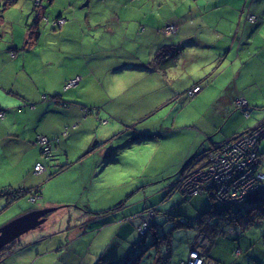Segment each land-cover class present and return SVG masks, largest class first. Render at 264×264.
Masks as SVG:
<instances>
[{
    "label": "rangeland",
    "instance_id": "obj_1",
    "mask_svg": "<svg viewBox=\"0 0 264 264\" xmlns=\"http://www.w3.org/2000/svg\"><path fill=\"white\" fill-rule=\"evenodd\" d=\"M44 1L47 3L46 0ZM171 1L169 5L166 2V5L161 10H158V7L153 9L150 3H147L141 9L140 15L142 20L147 22L149 14H166V17L170 18L171 14L168 12L180 13L181 9L180 5L177 4L179 3L178 0ZM184 1L200 3L208 0ZM221 1L224 5L220 6L217 4L219 5L218 7L207 9V12L204 14L195 13L194 19L182 26V31H184L191 25L196 35L188 36L180 42L176 40L172 42L177 49L181 45L183 48L178 52L180 61L177 72L170 71L165 73L163 83L154 73L151 74L138 70L136 71L137 73L127 72V76H119L122 78L127 77V79L124 78L125 81L121 78L120 81L117 80L113 85L106 83L105 89L102 88L99 92L96 89L93 96L88 94L87 90L82 94L79 93L77 98L74 97V91L70 90L64 93L62 97L66 103L77 100L83 107L89 108L86 111V108L84 109L78 105V108L84 111L83 113L78 108H75L78 110V114H75L74 118H68L67 116L70 114H63L59 118V121H74L73 128H75V132H78L71 140L73 142L70 147L73 149L71 151V157L74 159L79 154H83L86 150L85 148L90 145L93 147V145L99 143V146L97 145L91 152L85 155L83 154L78 159V162L75 163L76 165H73V168L64 169L59 174V177L56 178L55 176L48 180L47 175L45 177L43 175L39 178L38 182L39 184L42 180L47 182L44 183L45 185L42 184V188L44 185L42 190V193L44 192V200L51 202L75 200L78 203L80 202V204L88 201L90 205L89 209L93 210L99 208L108 209L114 204L119 203L121 199H125L126 204L139 200L130 205L131 212H140L147 203L153 202L160 204L157 207L160 211L165 209V207L175 205L172 206L170 212H156L155 218L148 217V214L146 216V218H150V228L152 229L150 233H154V241L157 247L161 249L169 247L167 253H162L159 250V256L164 257L163 259L168 258L171 264H180L186 257V261H188L189 255L192 253V250L190 252L187 250L192 235L191 230L194 228L199 229L202 223L209 217L212 222L207 225L206 229L208 228L209 232H211L209 236L210 243L208 244L206 237L200 232H196L195 241L198 245L202 241L203 244L200 246H203V249L207 251V255L213 264H264V197L260 196L264 190L260 191L257 182L251 180L245 181L241 177H231L229 174L220 172L219 169H206V165L198 168V166L205 164V160L197 163L204 156L198 155L195 159L189 160L192 152H196V148L204 143L201 132H203V129H206V125L203 119L212 112L214 102L221 93V89L228 77L233 76L231 71L239 68L241 62H244V64L240 71H244V68L247 71L256 68L255 53H259V51H256V47L254 46L247 53L245 47L243 48L244 42L241 41L237 43V47L241 49L239 54L243 60L235 61L233 67L228 66L225 70L229 58H226L223 55L224 53H221L223 50L221 46H225L228 40L233 37L235 32L233 18L238 20L239 14L244 9L242 6L245 0H239V2L234 0ZM65 3L66 0H63L61 5ZM33 5L34 0H18L16 4L3 13L4 21L8 24L7 27L9 28V22L13 21L15 26L19 25L21 27L20 33L22 36L20 39L14 36L17 58L13 59L11 57V51L8 48L11 45L12 33L7 28L5 29L6 32L0 37V68L6 62L17 61L16 63L12 62L14 63L12 66L18 69V79L25 78L34 87L35 85L51 86L53 82L47 74L52 76L56 73V91H59L62 87V75L66 73L67 69L66 66L60 63L61 59H59V56H66V61L72 60L71 62L74 64L78 61V58L76 59L78 57L77 54H73L74 58L70 55V51L78 49L75 43V35L72 33L65 34L66 36L72 37L69 39L56 37V35H53L51 38L47 36L45 37L46 40L51 42H47L45 50L42 49L44 48L43 41L40 39L36 46V51L37 53H45H41V55L32 54L31 52L35 47L31 48L30 50H26L30 55L29 58L22 61L20 54L25 46L23 42L26 40L23 31L25 32L28 26L25 20ZM108 5L111 7L107 1L105 6ZM90 6L93 12H95L102 8L103 3L101 0H92ZM109 7L105 8V16H108L110 13ZM55 10V7H48V11ZM143 13H146V15H143ZM189 13L190 15L193 14L192 11ZM72 16L73 14H70L69 19L75 18ZM219 17L222 19L216 21ZM103 18L104 16L102 14ZM99 19H101V14H99ZM31 20V18H28V23ZM172 20H175V18ZM244 20V18L241 19V21ZM165 24L168 23L159 24L158 30L161 29V31H159L160 35L158 38L162 37L161 35L164 32L163 28ZM172 24L177 25L176 22ZM141 25L145 26V23H141ZM253 25L250 21L247 22L246 26L241 30L244 35L243 38H245L247 29L250 27L248 31L250 32ZM40 27L42 28L43 25L40 24ZM125 28L126 26H120L118 33H121ZM168 30L165 31L168 32ZM200 38L204 41H201L199 45ZM222 38V45H216L214 50H212L210 45L213 40ZM16 43H19L20 46H16ZM30 45H27V47ZM207 45L209 47H206ZM59 48L67 51V54L60 53L57 50ZM220 54L222 55L220 56ZM145 55L146 52L142 51L141 60H145ZM226 55L229 54L226 53ZM223 57L227 60L224 61ZM222 61L224 62L222 63ZM255 70L260 71L258 67ZM44 71L47 73L44 74ZM205 77H208V79ZM200 78L205 79L207 82L209 81V85L201 91L191 94V90L196 85L200 89L205 86V83L202 85L199 82ZM250 81L253 83V80ZM20 85L18 84V86ZM239 85L242 86L241 82H239ZM22 90V85L16 89V91L20 92ZM26 92L31 94L29 89ZM9 95L11 94L5 93L0 88V101L9 97ZM240 95L241 97L236 101L242 100L241 98L247 99L243 94ZM90 109H93L94 112H89ZM257 113L252 110L250 111L249 117L247 114H241L246 120L244 129L254 127L257 121L264 116L263 114L258 118L256 116ZM216 119L218 120V116ZM23 120L24 118L21 117L20 121ZM27 121L29 126L33 124L31 118H27ZM260 121L257 129H254L252 132H260L258 129H262L260 125L264 123V119ZM227 124L230 125V122H227ZM20 125L22 126L23 123ZM122 125H124V132L118 133L117 131ZM222 131H227V129L223 128ZM1 133L0 190H3L5 194L0 196V225L15 217L14 215L20 211L41 205L40 199L37 202H33L36 197L33 196L32 192L27 195L21 192L18 194L15 193L16 187H24L19 184V181L26 175L27 168L34 161L35 153L40 156L39 148L28 147L26 149L23 141L15 139L14 137L6 139V135H2ZM21 133L25 137L28 132ZM154 133L162 134V136L146 138L147 135ZM103 146L107 148V151H110L111 157L105 158L104 153L101 154L98 152ZM81 147H84L83 150L78 151ZM5 149L9 153L5 154ZM259 151L260 153L264 151V141H261ZM250 152H254V150L252 149ZM203 155L207 156V153ZM62 158L65 161L63 154ZM255 158L256 156L253 157V160ZM44 161L48 165L51 164L50 159ZM261 161H263V164H260V169L264 172V153L261 155ZM98 162H101L102 165H96ZM187 162H189V165L185 167ZM38 164L41 165L42 163L36 162L34 168ZM180 169H183V174L178 172ZM34 170L35 172H40L45 170V167H37ZM179 177H181V180L179 179L182 181L181 184L179 180H175ZM222 178L224 180L227 179L230 185H219L217 187V180H222ZM172 181H176L174 187L180 191L174 190V192H177V195L171 199H169V196L163 202L159 203L168 194L167 191H164L161 196L157 195L155 198L154 195H150L149 197L152 199L145 202L143 199L145 195L155 193L156 187L160 189L164 186L163 190H166L170 187L168 185ZM140 184H143V186H139ZM182 184L186 189L185 191L181 188ZM31 185L34 184L28 186ZM254 187H256L255 191L258 190L254 197L245 201L243 197L238 201H233L237 202L238 205L237 203H233L234 206L231 208L223 207L218 203L215 206L210 199V197H214L215 200H220L223 196L221 194L223 193L222 190H225L223 197H239L241 195L239 191L245 192L246 189L249 190ZM145 191L147 192L145 193ZM202 191L203 193L200 194ZM102 194H106L108 198L104 199V197L99 200ZM6 200H9L7 206ZM229 201L232 203L231 199ZM140 202L142 204L139 207ZM74 203H65L64 205L66 207L62 208H58L56 205L51 206L55 207V209L48 211L44 216V220L34 229H31L28 234L21 236L19 238L21 241L18 243L16 241L14 243L11 242L6 245L5 254L2 258L4 260H1L0 264L10 257L14 250L18 249L19 246L21 247L22 244L20 242L24 240L25 242H30L33 239H40L44 235L43 232L53 235L55 234V230L69 227V234L73 233L72 237L74 238L79 230L78 227L82 225L81 216L82 214L86 216L84 212L87 210L80 205H74ZM143 211H148V208ZM87 216L88 218L90 216L94 217L92 213H88ZM219 224L231 226L235 230L233 231L234 233L223 235L215 242L212 237L216 231L213 232L211 228ZM114 229L115 227L109 226L99 232L92 230L87 235H80V239L82 242L89 243L91 238L99 237L103 243H106L111 238ZM73 230L76 231L74 232ZM61 235L65 238L63 233ZM133 235L136 241L137 238L139 239L141 237L140 235L138 237V232H134ZM59 237L60 235L56 236L57 240L60 239ZM44 243L45 241L36 242L41 248H44ZM190 248H194L193 244ZM10 250L12 252H9ZM187 252L189 253L188 256ZM144 254L145 252L142 253V255ZM48 255L50 254L46 253V258ZM12 257V259H18V256ZM73 258L71 254L68 256L67 253L56 250L55 260L47 258L36 264H48V261L49 264H85L83 262V256H79L77 260ZM195 262L197 263V260ZM4 263L14 264L9 259Z\"/></svg>",
    "mask_w": 264,
    "mask_h": 264
},
{
    "label": "trees",
    "instance_id": "obj_2",
    "mask_svg": "<svg viewBox=\"0 0 264 264\" xmlns=\"http://www.w3.org/2000/svg\"><path fill=\"white\" fill-rule=\"evenodd\" d=\"M47 3H45L44 0H34V5L31 7L30 12L28 13V16L25 20V23L28 25L26 27V31H23V35L26 36V40H24V49L21 51V60L25 61V59L29 58V53L26 50H30L31 48H34L32 50V54H41L43 52L37 53L36 51V46L38 45L39 40L41 39L43 41V47H47V41L45 37H53V35H56V37H60V38H72L69 36H66L64 34V32L62 31L63 27L67 25V23L70 21L69 19V15L72 13H75V11L73 10H79L78 7H74V5H76V1L78 0H66V3L64 5L62 4L63 0H46ZM82 0H79V3H81ZM107 1L109 2L110 6H105ZM116 0H102L101 2L104 3L103 8H107L109 7V12H110V16L112 14H116L118 16V21L115 24L114 30L117 31H109L104 25L105 24H96V28L97 33H93V40L94 43L96 42V46L97 48H102L101 51H97L98 52H94L93 55H95L96 57H98L99 53L102 52V50H106L107 54L109 55L110 58H112L115 61H118L120 59H124V61L126 62V66L123 69V67H120V69L115 70V67H109L104 73H102L100 75V77H95L93 76V74L91 75L89 72L90 68L88 67V65L86 66L88 71H84L81 68L77 67V72H74L71 74V69L74 67V65L70 62V61H66V56H59V59H61V64L63 66H66V73L64 75H62L63 79H62V84H61V90L59 91H54V92H50V93H44L42 95V99H50L52 98L54 102L59 101V107L60 109L64 110V106H67L68 104H76L77 106H82L81 103L77 100H72L68 103H66V101H63V97L64 93L68 92V91H74L75 93V98L78 97L79 93H84L85 90L88 91V94H90L91 96L94 95L96 89H98V92L101 91L102 88L105 89V84L106 83H111L112 85L115 84V82L117 80L120 81V79L122 77H119L120 75H125L127 76V72L128 71H147L144 67L146 65L149 64V66H153L155 68V70H161V72H165L167 69H171L172 67H175L176 64L180 61V55L178 54V52L183 48L182 45L179 47V49L176 48V46L172 43L176 40V37L178 36L181 37L183 36L181 33H177V35H174L171 32H174L176 30V24H172L175 23L174 20H172L171 22L169 21H164L161 23H168L164 25L163 28V33H162V37L158 38L160 33L156 32V33H151L150 31V25L149 22L153 23L154 21L158 20V19H162V16H166V14H162L161 15H153V14H149L148 16V20L147 22L145 20H142L141 15L136 14V9L139 8L140 9L144 8L145 5L147 3H150V6L153 7V9L155 8L152 2H155L157 6H161L160 8L158 7V10H161L164 8V5H166L165 3L167 2H172L171 0H139L138 1H134V0H119L120 2H125L126 7L128 5L129 9H126V7H120L118 6V4L115 2ZM184 0H178V2H183ZM221 0H217V2L219 3ZM236 2H239V0H234ZM243 1V0H242ZM246 1V0H245ZM242 6V8H244L242 10L244 17L246 18V21H250L251 23H253L254 25L252 26L251 30H250V34L254 35V40L250 42V44H254L252 47H248L247 53L255 46L256 47V51H261V46L256 45L255 43V39L260 38L263 33V26H264V0H249L247 3H245ZM18 2V0H0V37L3 35V33L6 32V28L12 33V38L10 41V46L8 47L9 50L11 51V57L17 58L16 55V47H15V41H14V36H16L18 39L21 38L22 34L20 33L21 31V27L19 25L15 26V23L13 21L9 22V28L7 27L8 24L6 23V21H4V17H3V13L10 7H12L14 4H16ZM92 2V1H91ZM135 2V3H133ZM185 2V1H184ZM216 0H211V4H213L212 6H209L208 1H203L202 2V6H204V8H202L201 10L197 7V8H193L192 5L197 6L196 3H189V2H185V6H187V10L188 13H185L183 15L180 16V19L184 20V19H193V17H195V13H200L205 11V9H210V8H214L217 5ZM252 2V6H250V3ZM78 5V3H77ZM219 5H224L223 2L220 3ZM57 6V7H56ZM115 7L114 9L112 7ZM48 7H55L56 10L55 11H48ZM132 7H134L132 9ZM181 11H183L185 8L182 9V7L180 6ZM100 11V10H99ZM151 11V10H149ZM190 11L193 12L192 15H190ZM207 11V10H206ZM205 11V12H206ZM112 13V14H111ZM151 13V12H149ZM126 14L129 16L127 17ZM141 14V12H140ZM143 15H146V13H143ZM252 16V17H251ZM251 17V18H250ZM28 18H31V22L28 23ZM62 22L60 23L59 21ZM141 23H145V26L141 25ZM40 24L43 25V27H40ZM186 24V23H185ZM184 25V24H183ZM182 25V26H183ZM48 26H50V28H48ZM89 27V24L87 25H82L81 26V31L79 30V33L84 34V32L86 31V27ZM120 26H126V28L121 32L118 33V29L120 28ZM159 24H156V27H158ZM181 26V27H182ZM170 29V30H168ZM188 29L184 30L186 31L185 33H188ZM241 29H243L241 27ZM165 30H168L165 31ZM182 30V29H180ZM190 31V30H189ZM49 32V33H47ZM197 37V36H194ZM80 38V37H79ZM264 39V38H263ZM76 41V40H75ZM258 43L261 42V40L257 41ZM135 43V44H133ZM146 43H149L150 46V50L151 53L146 56V60H144L143 63L139 64L138 62V58L136 57H140V55H142V50H139L140 48H143V46L146 45ZM31 44L29 47H27V45ZM160 44V45H158ZM221 43H219V41H217V45H221ZM16 46H20L19 43H16ZM134 46L136 48H134ZM42 48L43 50L46 49ZM221 48H226L225 46H221ZM62 50V49H61ZM62 52L64 54H67V51L62 50ZM71 55L74 54V51H70ZM146 52V51H144ZM88 53V52H87ZM233 53V47L231 49V51H229V54ZM246 53V54H247ZM81 56H83V53L80 54ZM237 56H240L239 52L236 54ZM64 59H63V58ZM57 60V59H56ZM143 60V59H142ZM16 63L17 61H10V62H6L1 68L0 70L3 68L4 66H9L11 68V71H13L12 69H15L18 72V69L14 66H12L14 63ZM110 63V61H109ZM82 66L83 64H85V62L81 63ZM117 66V64H116ZM144 66V67H143ZM84 67V66H83ZM152 67V68H153ZM147 68V67H146ZM149 69V68H148ZM14 72V71H13ZM56 76V74H55ZM117 77V78H115ZM127 77H123L122 79H124ZM56 79V77H55ZM125 81V79H124ZM197 86V85H196ZM24 90H25V86ZM231 88L230 85L226 86V88H224V92L229 90ZM17 88H9L8 89V93L11 94L9 95V97H7L3 102H9L12 98H13V104H10V106H3L0 104V120L2 121L5 118V114L7 111H18L20 112V109H23L24 107H33L35 103L38 102V100L35 99L34 94L37 92L36 88L34 86H28V89L30 90V93H26L23 92L25 94V96L22 98H19L20 94H22V91H16ZM5 92V91H4ZM18 92V93H17ZM7 93V92H5ZM195 94V93H194ZM241 95L239 94L236 97V100L238 98H240ZM245 99V98H244ZM244 104L239 103L237 101V108H241L242 109V113L243 114H247L248 117L250 116V111H255V108H258L259 106H254L252 104H249L248 100L245 99ZM252 105V106H251ZM56 107V106H55ZM83 107V106H82ZM261 107V106H260ZM84 109L86 107H83ZM89 108H86L85 110L88 111ZM255 109V110H254ZM66 111V110H65ZM84 112V111H83ZM91 113H93V109H90ZM86 113V112H85ZM7 115V114H6ZM264 119V116L261 118ZM260 119V120H261ZM257 121L256 124L259 123V121ZM255 124V125H256ZM254 125V126H255ZM254 127L252 128H243V130H239V131H234L235 133L231 134L230 136L225 137L224 139H221L217 142H207L206 143V148L204 146L200 147L199 150L196 153H193L190 157L189 160H193L195 159L198 155L202 156L205 152L208 153L207 156H204L201 159L205 160L208 158V156L210 158L216 157L218 156V160L215 161L214 163H212V165H217L218 163H220L221 161V156H223V152H224V148L227 144L231 143L234 139H237L239 137L248 135L249 133H251V131L253 130ZM66 126L64 128H62L61 132L59 135H64V137H62L61 140H63L62 142H60V138L59 136H56L55 138L50 137L46 134H43L41 132H38L35 135V139L34 142L39 146V152H40V161L42 163V165L45 167V170L47 169V173L45 175H47V179H51L54 178L56 176L59 177V174L63 172L64 169H70L73 168V165H75L76 162H78V159L82 156H78L77 158H72L71 154H69L68 150V140H72L74 134H72V132L70 131V129ZM75 129V128H74ZM67 134V135H66ZM41 135H45L48 138V150L46 151L44 148V146H42L39 141L38 138ZM66 135V136H65ZM150 137H152L150 135ZM237 137V138H236ZM261 141H264V139H260L258 144H255V148H253L256 152V158L258 159V161L256 162V165L254 166V172L255 174L260 172L263 174V178L260 181L259 184V189L260 191L263 190V184L262 182L264 181V172L262 171V169H260V164H263V161H261V155L264 153V151L262 153H260L259 151V145L261 143ZM72 141L69 143L70 147L72 146ZM65 145V146H64ZM90 150L89 152L92 151V146L90 145ZM89 149V148H88ZM47 152V153H46ZM64 152V153H63ZM88 150L86 151V153H89ZM85 153V154H86ZM62 154L65 156V161L62 160L61 163L56 164V160L58 156H62ZM84 154V155H85ZM57 155V157H56ZM111 153L108 157H111ZM188 158V157H187ZM46 159H50L51 164H47L45 163L44 160ZM55 160V161H54ZM188 160V161H189ZM53 162V163H52ZM200 162V161H197ZM188 164H186L185 167H187ZM57 168V170H56ZM35 169V168H34ZM35 171V170H34ZM183 169H180L178 172L179 173H184L182 172ZM44 175V177H45ZM178 175V174H177ZM181 177L175 179L176 181L179 180ZM176 181H172L168 186L166 190H163L162 188L164 186H162L160 189H157L156 187V191L155 193L149 194V195H154V198L159 195L161 196V194L164 191H167L168 194H166L162 200H160V202H163L167 197L170 196L169 199L173 198L175 195H177V192L175 191H179V189L174 187V183ZM46 181H43L40 184H35L31 185V186H26V187H16L15 193L18 194L19 192L24 193V194H28L30 192H32L33 196L36 197L35 200L33 202H37L39 199L41 200V205L38 207H31L28 209H23L25 212L26 210H32V209H40L44 208L42 206H44V203L46 202V200H44V192L42 193V190L44 188V183ZM222 182V181H221ZM220 182V183H221ZM47 183V182H46ZM42 184L43 188H42ZM166 184V183H165ZM164 184V185H165ZM222 184H224V182H222ZM172 185V186H171ZM139 186H143V184L139 185ZM150 190V189H149ZM258 191V190H257ZM257 191H255L252 195H250L247 199H251L252 197H254L257 194ZM147 191H145L146 193ZM162 192V193H161ZM180 192V191H179ZM182 194H184L183 192H181ZM203 191L200 193L202 194ZM5 194V192H3V190H0V196ZM210 195V194H209ZM261 197H264V192L260 194ZM29 198V197H28ZM144 199V198H143ZM152 199V198H151ZM150 199V200H151ZM167 199V200H169ZM211 201L214 203V205L216 206V204H220L223 207H233L234 204L230 203V202H225L220 200H215L214 197H210ZM247 199H244L247 200ZM125 200V199H124ZM121 200L119 203L115 204L114 206L108 208V209H89L88 207H86L85 205L80 204V202L78 203L77 201L74 203L77 205H80L82 208L87 209L85 212H89L92 213L95 216V219L87 221L86 223L88 224L90 230H96L98 227H101L103 225H105L106 223L114 220V219H120L119 221L120 225L119 228L116 232V236L115 238L112 239L113 242V248H111L108 251V257L109 255H113L114 254V249L117 245L122 246L121 243L123 242H133L135 244H138V247H140V249H138V247L136 248V250L134 251L136 254L135 256H138L139 258H136L134 260V262L132 264H151L152 258L153 256L156 258V263L155 264H171L169 262V259H163L164 257L159 256V250L162 253H167L169 251V247L166 248H159L157 247L155 241H154V233H150L151 232V228H150V218H155V214L156 212H170L172 209V206L175 205H170L168 207H165V209H163L162 211L158 210V206L160 204H157L155 202L153 203H147L146 206L143 207L142 211H134L131 212V206L132 204L136 203L139 200L130 202L128 204H126V201ZM148 200V199H147ZM147 200H145V202H147ZM166 200V201H167ZM159 202V203H160ZM243 202V201H242ZM240 202V203H242ZM9 203V200H6V206ZM239 203V204H240ZM127 206H126V205ZM141 202L139 203V207L141 206ZM157 204V205H156ZM67 205H73V204H67ZM238 205V203H237ZM125 206V207H124ZM124 207V208H123ZM146 208H148V211L144 212L143 210H145ZM111 211H117L114 212L111 215H108L109 212ZM148 214V217L150 218H146ZM151 214V215H149ZM153 214V215H152ZM103 215H106L107 217H103ZM212 222L211 218H207L203 223L202 226L197 229L194 228L193 230H191V238H190V242H189V246H188V252H190L191 250V246L193 244L196 243L195 241V234L196 232H200L203 236L206 237V240L209 242V236L211 235V232H209L208 228L206 229L207 225L210 224ZM206 225V226H205ZM212 231H216L215 235L212 237V239L216 242L220 237H222L223 235L226 234H230V233H234L233 231L235 230L234 228H232L231 226H227L225 224H219L216 225L215 227L211 228ZM224 229V230H223ZM134 232H138V237L139 235L141 236L139 239L137 238V241L135 240V236L133 235ZM219 236V237H218ZM198 237V236H197ZM196 237V238H197ZM218 237V238H216ZM18 240V239H17ZM16 240V241H17ZM69 239L64 241V244H66V247H64L63 249L66 250V252L69 250ZM111 242V241H110ZM197 246H199L196 243ZM149 246H151L152 248H149ZM132 248V247H131ZM148 248V249H147ZM190 249V250H189ZM64 252V251H63ZM123 250H120L121 255L123 254ZM134 252H132L130 254V256H128L125 260V262H121L118 264H128L127 262L131 261L129 260L130 258H132V255L134 254ZM145 252L144 255H142V253ZM187 252V256L189 255V253ZM199 253H200V258L202 259L200 264H213L212 260L208 257L207 255V251L203 248L199 249ZM68 255H70V253H67ZM209 254V253H208ZM78 254L76 253L75 256H77ZM163 256V255H162ZM74 257V256H73ZM82 257V256H81ZM95 260L97 261H93L92 259L90 260L89 258V262L87 263V260L85 261V264H103L102 262L100 263V256L97 257L95 256ZM107 258V257H106ZM79 259V257H74V260ZM187 257L180 262V264H188V262L186 261ZM130 264V262H129Z\"/></svg>",
    "mask_w": 264,
    "mask_h": 264
},
{
    "label": "crops",
    "instance_id": "obj_3",
    "mask_svg": "<svg viewBox=\"0 0 264 264\" xmlns=\"http://www.w3.org/2000/svg\"><path fill=\"white\" fill-rule=\"evenodd\" d=\"M91 1L92 0H82L81 3H79V0L76 1V5H74V7H78L79 10H78V12H77V10H73V11H75V13H72L73 14L72 17H75V18L70 19V21L67 23V25L63 27L62 31L64 32V34L72 33L73 35H75V40H76L75 43H76V46L78 47L77 50H74V54L78 55V57H76V59L78 58V61H76V63L74 64L71 62L72 60H68L74 65V67L71 69V71H72L71 74L74 72H77V70H76L77 67L83 69L84 71H88V69L86 67L88 65V67L90 68L89 72H91L90 74L91 75L93 74V76H95V77H100V75L102 73H104L109 67H115V70L120 69V67H123V69H124L126 66V62L124 61V59H120L118 61L113 60L112 58L109 57V55L107 54V51L105 49L99 53L98 57L93 55L94 52L101 51V49H102V48H97L96 42L94 43L95 40H93V33H97V30H98L95 25L100 24V23L105 24L104 26L109 31H117V30H114V27H115V24L117 23V21L119 19L115 13L114 14L111 13L112 14L111 16H110V13L108 16H105L106 10H105V8H103V6L100 9V11L96 10L95 12H93V9H91L92 7L90 6ZM134 1L139 2V0H134ZM115 2L120 7H126L125 2H120L119 0H116ZM210 2H211V0H208V3H209L208 7L213 5ZM216 2H217V0H216ZM247 2H248V0L245 1V3H247ZM77 3H78V5H77ZM133 3H135V2H133ZM152 3H153L155 8L156 7L160 8L162 6V5L157 6L155 2H152ZM170 3L171 2H168L167 5H169ZM220 3H222V1H220L219 3L217 2V4H220ZM177 4L180 5L182 7V9L183 8H185V9L178 14L168 12L169 14H171L170 18L166 17L165 15L162 16V14H161V16H162L161 20L158 19V20L154 21L153 23L149 22V24H151L150 25L151 33H156V32L161 31V29L158 30V27H156V24H160L161 22H164V21L165 22L166 21H172V19L175 18L174 21L177 23V25H176V30L173 32V34L177 35V33L179 32L183 35L179 38L177 36L176 41L180 42L181 40H183L184 38H186L188 36L196 35V33L192 30L191 25L189 26L187 34L185 33V31L180 30V29H182L181 26L183 24L189 23L191 20L194 19V17H193V19H190V18L184 19V20L180 19V16L185 14V13H188L189 10H187V6H185L186 4L184 1L179 2ZM201 4H202V2H200V3L197 2L196 3L197 6L192 5V7L193 8H197V7L199 8L201 6L199 8L201 10L202 8H204V6H202ZM103 5H104V3H103ZM129 6L130 5H128L126 7V9H129ZM214 6L218 7L219 5H214ZM251 6H252V2L250 3L249 7H251ZM216 7H214V8H216ZM112 8L114 9L115 7L113 6ZM133 8L134 7H132V9ZM206 10L207 9H205V11ZM205 11L200 12V14H204L207 12V11L206 12ZM140 12H141V9L139 6V8L136 9V14L140 15ZM99 14H101V19H99ZM102 14L104 16L103 19H102ZM126 16L129 17L127 14H126ZM155 16H157V15H155ZM242 18H244L245 20L241 21ZM221 19L222 18L219 17L216 19V21H220ZM233 20L235 22L234 35L225 44L226 48H223V50L221 51V53H224L223 55L226 56V58H229L227 61V66L225 67V70L228 68V66L233 67V64L235 61L238 62V61H241V59L243 60L241 55L240 56L236 55L241 50L239 47H237L238 42L243 41L244 42L243 48L245 47V49H247L248 47L250 48L254 45V44H250V42L254 40V35H252L248 32L250 27L247 29V32L245 34V38H243L244 35H243V32H241V30H242L241 27L244 28L247 24V21H246V18L244 17L243 12L241 11V13L239 14L238 20L235 18H233ZM84 24L85 25L89 24V27L85 26L86 31L84 32V34H82V33L80 34L79 30L81 31V26ZM152 24H153V26H152ZM262 28H263V33L261 34L262 36L258 39H255L256 45L261 46L262 49H261V51H259V53H255V67L256 68H254V69H257V67H258L260 69V71L259 70L254 71V69L251 71H247L245 68L243 69L244 71H240L242 69L244 62H241V64L239 65L240 66L239 68L235 69L234 71H231L233 76L228 77L226 83L224 84L223 88L221 89V93L219 94V96L216 98V100L214 102V107L212 109V112L205 119H203V120H205V125H206V129H203V132H201V136L203 137V141H204L203 144L204 145L203 144L199 145V147L196 148L197 151L199 150L200 147H202V146L205 147L207 142H217V141L224 139L225 137L230 136L231 134L235 133L234 131H239L240 129L244 128V126L246 124V120L243 118L244 116L243 117L241 116V114L243 115L242 109L237 108L238 106H237L236 97L239 94H243L247 98L249 104H252L254 106H259L258 108H255L256 110L254 109L256 112H258L256 114V116H258V118L264 114V39H263L264 38V26ZM258 40H261V42L258 43L257 42ZM46 41L51 42L49 40H46ZM201 41H204V40H202L200 38L199 39V45H200ZM217 41H219V43H221V42H223V38L213 40L212 44L210 45L212 47V50H214L215 46L217 45ZM226 41H227V38H226ZM133 44H135V43H133ZM206 47H209V46L207 45ZM232 47H233V53L229 54V51H231ZM134 48H136V47L134 46ZM57 50H59L60 53L62 52L61 48H59ZM139 50L146 51L145 60H146L147 54L149 55L151 53L149 43H146V45L143 46V48H140ZM44 53L45 52H43V54ZM81 53H83V56L80 55ZM226 53L229 55H226ZM221 55L222 54H220V56ZM71 57L74 58L73 55H71ZM136 58H138L139 64L144 62V60H141V55H140V57H136ZM226 58H224L223 60L226 61L227 60ZM41 61H43V60L41 59ZM109 61H110V63H109ZM224 61H222V63ZM82 62H85V64H83L84 67L81 64ZM116 64H117V66H116ZM178 65H179V62L176 64L175 67H172L171 69H167L165 72H161V70H159V69L155 70V68L151 65L149 66V64L146 65L145 67L144 66L143 67L147 70L146 72H149L151 74L154 73L157 76V78H159L163 83V81L165 79L163 77L164 74L167 72H170V71L177 72ZM244 67H245V65H244ZM12 70L14 72L11 71V68L9 66H4V69L2 68L0 70V88L8 93L9 88H17V87H20L21 85L25 86V90L23 87L22 94L19 95L20 96L19 98L23 99V97L27 93L26 91H28V86H34V85L30 84L25 78L19 80L17 77L18 72L15 69H12ZM128 72H131V71H128ZM132 72L137 73L136 71H132ZM45 73H47V72L44 71V74ZM55 74H53L52 76L47 74L49 79H51V81L53 82V84H51V86L35 85L37 92L34 94V97L36 100H38V102L35 103L33 107H29V106L24 107L23 109H20V112L12 111V110L6 112L7 115L5 114V118L2 121L0 120V132H2L1 133L2 135H6L5 136L6 139L10 138V137H14L15 139H19V140L24 142V146L27 149L28 147L29 148H35V147L39 148V146L34 142L35 135L38 132H41V133L46 134V135L53 137V138H55L56 136L64 137V135H59L61 133L59 131H61L62 128L68 126V128L70 129L72 134L76 135V133H78V132H75V130L73 128V124H75L74 121H69V122H64L62 120L59 121L60 116H63V114H65V115L70 114L67 117L68 118H74L75 114H78L77 113L78 110L75 109V108H78V106L76 104H68L67 106H64V110H62V109H60V107L58 105L59 101L54 102L52 98H50L49 100L48 99H42V95L44 93H47V92L52 93L54 91L56 92V79H55L56 76H55ZM205 78L208 79V77H205ZM250 80H253V83ZM199 82L202 83V85L205 83V86H203L201 89H199V91H201L204 87L209 85V81L207 82L203 78H200ZM239 82H241L242 86L239 85ZM18 84H21V85L18 86ZM228 85H230L231 88L224 92L223 91L224 88H226V86H228ZM199 91H197V92H199ZM23 92H25V94ZM5 99L6 98H4L3 101ZM3 101H0V104L5 106V107L10 106V104H13V98L9 102H3ZM80 112L83 113L82 110H80ZM58 113H60V114H58ZM217 116H218V120L216 119ZM21 117L24 118L23 121H20ZM27 118H31L33 120V124L31 126L28 125ZM226 121L230 122V125H228ZM21 123H23L22 126L20 125ZM123 127H124V125H122L121 128L117 132L118 133L124 132ZM223 128L224 129L226 128L227 131L221 132V130H223ZM216 130H218V131H216ZM21 132H28V133L25 135V137H23ZM150 135L152 137H154V136L161 137L162 136V134L154 133V134L147 135L146 138L147 139L152 138V137H150ZM62 137L60 138V140L62 139ZM62 141L63 140H61L60 142H62ZM69 143H70V140H68V150L67 151H69V154H71V151L73 149L70 148ZM97 145L99 146V143L93 145L92 148H96ZM83 148L84 147L79 148L78 151L83 150ZM101 148L102 149L98 150V152L101 154L104 153L105 158H109L108 156L110 155V153H109L110 151L109 150L107 151V148L105 146H103ZM85 149L86 150L83 154H85L87 150L89 152L90 147H86ZM196 152H192V154L196 153ZM4 153L6 154L9 152L7 151V149H5ZM83 154H81V155H83ZM78 156H80V154ZM78 156L76 157L77 159H78ZM40 160H41L40 156H38L35 153L34 161L27 168L26 173H25L26 175L19 181L20 185L26 187V186H28L30 184H34V183L39 184L38 183L39 178L47 173V169L40 171V172L34 171V165L36 164V162H41ZM62 160H63L62 156H58L57 160H56V164L61 163ZM98 164L102 165L101 162L100 163L98 162L96 165H98ZM138 182H140V181H138ZM262 184L264 185V181L262 182ZM86 189L89 190L88 187H86ZM263 190H264V186H263ZM149 196L150 195H145L143 197L144 200H147V199L150 200L151 198ZM103 198L107 199L108 196L106 194L105 195L102 194L101 197H99V200H101ZM121 200H124V199H121ZM124 201H126V200H124ZM72 202H76V201L75 200L55 201V202L46 201L44 203V206L49 207V206H55L56 205V206H58V208H62V207H66V205H64L65 203H72ZM82 205H85L88 208L90 207L88 201L82 203ZM29 210H26V211H29ZM22 212L23 211H20L14 216H18V215L22 214ZM114 212H117V211H111L108 213V215H111ZM84 213H86V216H85V214H82V216H81L82 225L80 227H78L79 230L76 229V230H78V232H77V234H75L74 238L72 237L73 233L69 234L70 233L69 227L65 228V229H60L57 231L55 230V234H53V235L49 234L47 232H43L44 235L41 236L40 239H33L30 242H25V240L23 242H20L22 244L21 247L19 246L18 249L14 250V252H12L10 250L9 252H12L11 253L12 255L10 257H8L7 259H9L14 264H36L37 262L42 261L43 259H47V258L55 260L54 258L56 257V250H58V251H62V252L64 251L65 253L69 252L74 257L83 256V262H85L87 260V263L89 262V258L93 257L92 261H97V260H95V258H96L95 256H97V257L100 256V258H99L100 263L102 262L103 264H118V263H121L123 261L125 262L126 261L125 259L128 256H130V254L136 250V248L138 247V244H140V243L135 244L133 242H131V243L130 242H127V243L123 242V243H121L122 246L117 245L114 249V254L109 255V257H108V251L114 247L112 245L113 244L112 239L115 238V236H116V232H117L119 225H120L119 221L121 220V218L117 219V220L114 219V220H112V221L106 223L105 225L98 227L96 229L99 232V231L105 230L109 226L115 227L114 232L111 235V238L108 241H106V243H103L102 240L99 239V237L91 238L90 242L88 243V242H82V240L80 239V235L89 234V232L91 230H90V228L86 222L95 219V216L94 217L90 216V218H88L87 214L89 212H84ZM103 217H107V216L103 215ZM75 226H77V225H75ZM73 228H75V227H73ZM76 230H73V231L75 232ZM30 231L31 230L25 232L22 236L28 234V232H30ZM62 233L65 235V238H63V236L61 235ZM57 235H60L59 240H57V238H56ZM67 239H69L71 241H69V243H68L69 244V248H68L69 250L66 252V250H64L63 248L66 247L67 243L64 244V241ZM19 241H21V240L18 239L16 242L18 243ZM38 241H45L44 248L43 247L41 248L36 244V242H38ZM24 243H27V244L24 245ZM138 249H140V247H138ZM120 250L124 251L122 255L120 253ZM46 253L50 254L51 256L48 255V257L46 258V256H45ZM76 253L78 254L77 256H75ZM135 254L136 253L134 252V254L132 255V258L129 259V260H131V261H129L130 264H132L136 258H139L138 256H135ZM12 256H18V259H16V258L12 259L13 258ZM114 256H116V258H114ZM46 261H48V260H46ZM4 262L2 264H5ZM129 262H127V263L129 264ZM155 263H156V258L153 256L151 264H155ZM7 264H9V263H7ZM48 264H49V261H48Z\"/></svg>",
    "mask_w": 264,
    "mask_h": 264
},
{
    "label": "built area",
    "instance_id": "obj_4",
    "mask_svg": "<svg viewBox=\"0 0 264 264\" xmlns=\"http://www.w3.org/2000/svg\"><path fill=\"white\" fill-rule=\"evenodd\" d=\"M59 22L61 23L62 20ZM199 89H200V87L197 85V86L193 87V89L191 90L190 93L191 94L196 93ZM241 99L242 100L238 101L239 103H241V104L246 103L243 98H241ZM260 122L261 121H259V123L254 126L253 130L257 129V126L260 124ZM260 126H262L261 130L258 129V131H260V132H252L253 131L252 130L251 133H249L248 135H245V136H242L239 138L236 137L237 139H234L231 143L227 144L224 148L223 156H221V158H220L221 159L220 163H218L217 165H212V163H214L212 160H218L219 155H217L216 157H213V158H210L208 156V158L205 159V164L198 166V168H201L204 165H206L207 166L206 169H213V170L219 169L220 172H222V173L224 172V174H229V176H231V177H234V178H240L241 177L245 181L251 180L253 182H257L258 184H260L259 180H261L263 178V174L260 172L255 174L254 166L256 165V162L258 161V159L255 158L253 160V157L256 156V154H255L256 152L253 149V148H255L254 145L258 144L260 139H264V123ZM38 141L42 146L45 147L44 148L45 150H48V144H47L48 138H47V136H45V135L39 136ZM252 149L254 150V152H250ZM198 161H201V160L199 159ZM41 165L38 164L37 166H35V168L36 169H37V167L42 168L43 165L42 166ZM256 175H257V177H256ZM221 181L224 182V184H222ZM188 182H190V181L188 180ZM181 183H182V181H180V184ZM217 183H218L217 187L219 185L220 186H229L230 185V182L227 179L224 180L223 178H222V180H217ZM257 185H256V187H257ZM256 187L251 188L249 190L246 189L245 192L239 191V193H241V195L239 197H235V198H232L231 196H229V198L223 197L225 195V193H224V195L221 193L223 195L221 197V200L225 201V202H230L229 199H231L232 203H237V202H233V201H238L242 197L244 199H247L250 195L253 194V192L256 190ZM181 188L184 191L186 190L183 184L181 185ZM222 191L225 192V190H222ZM193 247H194L193 249L191 248L192 253L189 255L187 262H188V264H200L202 259L200 258L199 248L196 244H194ZM196 260H197V263L195 262Z\"/></svg>",
    "mask_w": 264,
    "mask_h": 264
},
{
    "label": "water",
    "instance_id": "obj_5",
    "mask_svg": "<svg viewBox=\"0 0 264 264\" xmlns=\"http://www.w3.org/2000/svg\"><path fill=\"white\" fill-rule=\"evenodd\" d=\"M54 209L55 207L51 206L32 209L0 225V249L11 242L14 243L25 232L34 229L44 220L45 214ZM40 217L42 218L40 219Z\"/></svg>",
    "mask_w": 264,
    "mask_h": 264
},
{
    "label": "bare ground",
    "instance_id": "obj_6",
    "mask_svg": "<svg viewBox=\"0 0 264 264\" xmlns=\"http://www.w3.org/2000/svg\"><path fill=\"white\" fill-rule=\"evenodd\" d=\"M213 162H215V161H217V160H212ZM187 164L189 165V162H187ZM224 193L225 192H223L222 194L224 195ZM44 207H48V206H44ZM203 243H202V241H201V244L200 245H202ZM199 245V246H200ZM200 248H203V246H200L199 247V249ZM5 250H6V246H4V247H2L1 249H0V261L2 260V258H3V255H4V253H5Z\"/></svg>",
    "mask_w": 264,
    "mask_h": 264
},
{
    "label": "clouds",
    "instance_id": "obj_7",
    "mask_svg": "<svg viewBox=\"0 0 264 264\" xmlns=\"http://www.w3.org/2000/svg\"><path fill=\"white\" fill-rule=\"evenodd\" d=\"M199 91V90H198Z\"/></svg>",
    "mask_w": 264,
    "mask_h": 264
}]
</instances>
